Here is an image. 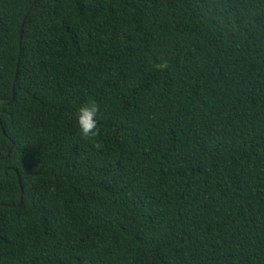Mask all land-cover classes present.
Masks as SVG:
<instances>
[{"label": "trees", "instance_id": "obj_1", "mask_svg": "<svg viewBox=\"0 0 264 264\" xmlns=\"http://www.w3.org/2000/svg\"><path fill=\"white\" fill-rule=\"evenodd\" d=\"M33 1L0 0V264H264V0Z\"/></svg>", "mask_w": 264, "mask_h": 264}, {"label": "clouds", "instance_id": "obj_2", "mask_svg": "<svg viewBox=\"0 0 264 264\" xmlns=\"http://www.w3.org/2000/svg\"><path fill=\"white\" fill-rule=\"evenodd\" d=\"M99 111L100 106L98 102L90 100L77 110L76 117L81 137L92 141L93 146L98 150L102 147L101 143L96 140L100 135L98 121L96 119Z\"/></svg>", "mask_w": 264, "mask_h": 264}, {"label": "water", "instance_id": "obj_3", "mask_svg": "<svg viewBox=\"0 0 264 264\" xmlns=\"http://www.w3.org/2000/svg\"><path fill=\"white\" fill-rule=\"evenodd\" d=\"M35 1H36V0L33 1L32 5L35 3ZM32 5H31V7H32ZM31 7H30V9H31ZM30 9H29V10H30ZM25 17H26V16H25ZM22 25H23V24H22ZM22 31H23V30H22V27H21V31H20V32H21V35H22ZM13 98H14V95H12V97H11L10 99H4V101H7V100L10 101V100H12ZM22 191H23V188L21 187V192H22ZM21 203H22V196H21V201H20L19 204H21ZM19 204H18V205H19ZM6 205H9V204H6ZM18 205H13V206H18Z\"/></svg>", "mask_w": 264, "mask_h": 264}]
</instances>
